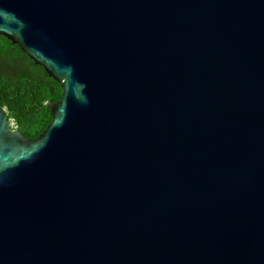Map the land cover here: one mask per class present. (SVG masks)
<instances>
[{"label":"water","instance_id":"1","mask_svg":"<svg viewBox=\"0 0 264 264\" xmlns=\"http://www.w3.org/2000/svg\"><path fill=\"white\" fill-rule=\"evenodd\" d=\"M63 90L0 109V264H264V0H0Z\"/></svg>","mask_w":264,"mask_h":264},{"label":"trees","instance_id":"2","mask_svg":"<svg viewBox=\"0 0 264 264\" xmlns=\"http://www.w3.org/2000/svg\"><path fill=\"white\" fill-rule=\"evenodd\" d=\"M61 85L32 61L19 46L0 36V109L6 110L18 129L38 139L53 121L49 103H59Z\"/></svg>","mask_w":264,"mask_h":264},{"label":"built area","instance_id":"3","mask_svg":"<svg viewBox=\"0 0 264 264\" xmlns=\"http://www.w3.org/2000/svg\"><path fill=\"white\" fill-rule=\"evenodd\" d=\"M10 120V126L12 129H18V126L16 124V121L14 119H9Z\"/></svg>","mask_w":264,"mask_h":264}]
</instances>
